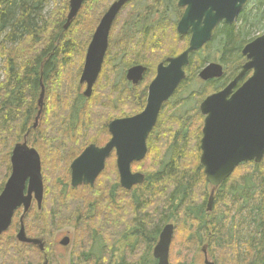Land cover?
Instances as JSON below:
<instances>
[{"label": "trees", "instance_id": "trees-1", "mask_svg": "<svg viewBox=\"0 0 264 264\" xmlns=\"http://www.w3.org/2000/svg\"><path fill=\"white\" fill-rule=\"evenodd\" d=\"M113 1L88 0L81 16L65 30L67 17L62 10L50 18L42 15L46 0H0V194L11 175L12 151L26 140L41 156L45 192L42 209L33 206L27 214L25 230L28 237L42 239L46 244L44 252L26 245L22 248L27 252H18L16 246L19 243L15 239L20 229L21 213L18 211L10 230L0 237V255L5 259H0V264H42L45 254L47 264H55L52 247L55 233L73 222L78 227L80 243L86 238L93 242L89 249L86 246L87 250L74 257L73 264H111L112 257L107 259L106 250L112 234L125 241L129 236L133 237L136 248L140 246L139 253L136 254L138 250L132 253L133 257L128 261L125 259L123 264H156L152 249L162 228L172 220L176 223L179 220L180 225L181 222H196L200 234L207 237L210 233L208 225L215 228L220 248L224 250L220 264H264V160L260 164L241 165L220 186L216 197V206H220L222 213L220 226L214 221L207 222V182L199 159L204 118L199 105L224 83L210 91L186 93L188 98L178 100L170 112L162 114L158 122L162 133L160 140L169 144L167 153L172 159L168 160L166 156L159 159L160 143L151 135L147 159L156 154L157 161L148 169L141 185L132 191L124 190L105 169L93 187L74 189L70 186L72 162L88 146L103 147L110 140L108 127L112 121L139 114L146 106V98L139 93L125 96L117 93L115 82L108 78L105 67L90 99L83 97L76 78V57L81 55L82 62L93 36V33L85 32L90 23L88 17L97 20ZM257 3V6L264 5L263 0H257ZM246 13L244 10L240 15L242 24L247 23ZM258 13L251 21L253 24L262 18L263 12ZM239 30L243 29H237V24L223 25L203 52L191 55L188 79L178 97L195 85L198 71L210 61L203 53L212 50L214 44L222 52L221 61L227 66L224 80L236 73L241 63V50L252 41L248 34L243 36ZM169 40L173 37L168 30L150 31L139 35L125 54L131 58L130 62L147 59L155 64L158 58L153 59L154 49L151 48L166 45L171 49L170 56H175L188 47V39L182 49L176 47L175 39L169 46ZM115 43L116 35L110 38L107 62L111 63L109 59L118 58L121 52L114 48ZM42 85L46 90L45 105L41 122L34 129ZM54 163H61L62 171L68 176L66 181L58 182L62 185L59 193L56 184H49L45 174ZM79 189L86 191L83 197L74 196ZM197 193L201 199L198 203ZM243 217V225L247 220L252 225L249 224L250 235L243 242L244 250H238L234 234L241 227L236 226L235 221ZM3 241L7 243L2 245ZM181 245L179 240H173V248ZM8 254L10 259H6ZM172 258L176 264H195L193 257H182L180 261V258Z\"/></svg>", "mask_w": 264, "mask_h": 264}, {"label": "water", "instance_id": "water-1", "mask_svg": "<svg viewBox=\"0 0 264 264\" xmlns=\"http://www.w3.org/2000/svg\"><path fill=\"white\" fill-rule=\"evenodd\" d=\"M86 1L70 0L65 30L71 26ZM178 1L180 7H187L178 27L179 34L184 36L192 28L189 48L180 56L169 59L167 67L159 66L157 77L149 88L147 105L141 114L111 122L108 127L110 141L102 148L90 145L73 161L72 188L93 187L114 152L122 188L131 191L144 182V175L132 172V165L146 158L149 135L157 125L163 104L170 100L186 79L184 68L190 63V55L211 42L213 32L220 23L232 26L251 0ZM126 2L127 0H118L111 6L87 49L80 79V84L86 85L83 94L85 98L92 97L108 51L112 25ZM243 54L248 63L242 73L225 90L209 96L200 106V112L205 117L200 163L204 168L206 181L212 187L208 212L213 209L215 191L239 166L247 163L260 164L264 159V34L249 43ZM145 71L143 67L133 68L128 72V79L138 83ZM249 71H253V76L233 94L234 87ZM222 76L223 68L218 64H210L201 71L199 77L208 81ZM45 95L46 90L42 85L34 129L38 128L43 115ZM11 169V175L0 195V237L10 229L15 213L23 209L17 241L33 245L44 252L45 243L41 239L29 238L24 225L33 202H36L40 210L44 198L41 157L26 140L14 147ZM173 236L174 226H165L153 253L157 264H170ZM67 243V239L62 241L63 245ZM204 263L214 264L206 254Z\"/></svg>", "mask_w": 264, "mask_h": 264}, {"label": "flooded vegetation", "instance_id": "flooded-vegetation-1", "mask_svg": "<svg viewBox=\"0 0 264 264\" xmlns=\"http://www.w3.org/2000/svg\"><path fill=\"white\" fill-rule=\"evenodd\" d=\"M87 1H86V3H87ZM117 1L118 0H114L112 3H110L109 6L104 10V13L101 16L99 15V18L96 20L97 25H95L96 28L93 31V35L96 32V30H97L101 20L103 19V17L109 11L111 6ZM151 3H154V4H151ZM85 4L83 5V7L85 6ZM83 7L81 8L80 12L78 13V16L80 15ZM186 9H187V7H180L179 6V1L178 0H127V2L124 4L122 9L118 13L117 17L115 18V21H114V23L112 25V28H111V31H110V38H111V36L113 37V36L116 35V42L120 43L122 48H123V50H121V52L118 53V59H117L118 65L115 66L112 62L110 63V62L106 61L108 51H107L106 57H105V61L106 62L104 61V63H103V67H105L106 70H107L108 78L111 77L112 80H115L116 74L120 73L121 85H123L125 87V89H126L123 92L124 94L132 95V94L139 93L140 95H143L144 98H146L145 101H146V105H147V98H148V94H149V88H150V85L152 84V82L157 77L159 66L163 65L164 67H167L168 64H169L168 63L169 59H173V58H176V56L177 57L180 56L183 52H185L189 48V43H190L191 36H192L191 35L192 34V28L189 29L188 33L186 35H184V36H181L179 34V31H178L179 24H180L184 14H185ZM239 19H240V16L238 17V19L236 20V22L233 25H236L237 22L239 21ZM223 25H226V24L220 23L216 27V29L213 32L212 40L214 38L215 32L220 27H222ZM162 30H168L170 32V34H171V37H173V40L174 39L176 40V42H175L176 47H179L181 49L184 48L183 46H185L187 44L186 41L188 39L189 41H188L187 49H185L184 51L182 50L180 53H178L175 56H170L171 55L170 54L171 49H169L168 46H166V45L162 46V48H161V44H160L158 47L151 48V49H154V50H152V51H154L152 53V55L154 54L153 59L157 60L156 58H158V60L156 61L155 64H153L152 62H148L147 59L146 60L142 59L140 61L138 60V61L130 62L131 58L125 54L126 53L125 50H127V48H130V45H132V44H134L136 42V40L138 39L139 35L147 34L150 31L160 32ZM173 34L174 35H178V36L176 37ZM110 38H109V46H110ZM178 39L179 40L181 39V41L178 42ZM173 40H169V42H168L169 46H171V43L173 44ZM212 40H211V42H212ZM252 41H250L249 43H251ZM211 42H209V43H211ZM249 43H247L241 50V60H240L241 63H240V66L238 67L236 73L231 78L227 79V81L224 80L226 78V76H227V73H228L227 66L225 65V63H222V61H221L222 52H220L219 50L217 51L216 58H213L212 60H210L204 66V68H206L210 64H218V65H220L223 68V76L221 78H216V79H210L208 81H203V80L200 79L199 76H200L201 71L204 68H202V69H200L198 71L197 77H196V81H197V83H199L202 86L203 89H205V87L212 88V87H214L216 85H219L220 83H224V86L221 89H219L218 91L208 95L200 103L199 111H200L201 104L209 96H212V95H214L216 93H219V92L225 90L242 73V71L244 69V66L248 63V59H247L246 56H244L243 50ZM208 44H206L205 46H207ZM205 46L201 50H199L198 52H201L202 50L204 51ZM118 49L120 50V48H118ZM108 50H109V48H108ZM198 52H195V53H198ZM195 53H193V54H195ZM193 54H191V55H193ZM191 55H190L189 59H191ZM109 61H110V59H109ZM119 61H120V64H119ZM108 63H110V64H108ZM189 65H190V63H189ZM189 65L184 68L186 79L178 87V89L176 90L175 94L170 98V100L163 104L161 112H160V115H159V118H158V122H159L162 114L166 113V112H170L173 109V107L177 104L178 100L182 101V99L184 100L186 98V92H184L183 95H181L180 97H178V96H179V93H180V89L183 87L184 84L186 85V80L188 79V67H189ZM103 67H102V71H103ZM136 67H143V68L146 69L145 73L142 76V79L138 83H134L133 81L128 79L129 70H131L133 68H136ZM102 71H101V73H102ZM249 72H247L243 76V78H241L239 80V82L237 83V85L233 89V94L236 93L253 76V71H249ZM101 73H100V76H101ZM81 86L86 89V85L85 84H83ZM120 88H122V87L120 86ZM82 95H83V93H82ZM141 113H139V114H141ZM139 114H136L134 116H137ZM134 116H131V117H134ZM131 117H124V118H120V119L131 118ZM202 117L204 118V121H205V117L203 115H202ZM204 121H203V127H204ZM158 122H157V125L155 126V128L153 129V131L151 132V134L149 135V138L152 135L153 140L155 138V140L160 143V147H161L160 150H161V152L163 151V154L162 153L160 154L159 159H161L162 157L166 156L168 160H171L172 159L171 154L167 153V151L170 148L169 144L167 142L161 143L163 140H160L161 136H162V133L160 132V129L158 128ZM202 131H203V129H202ZM149 138L147 140V147H149L148 146L149 145ZM200 150H201V141H200ZM148 152H149V148H148ZM155 158L157 160V156ZM200 158H201V156H200ZM203 172H204V168H203ZM218 189L215 191V194H214V202H213V210H212V212H206L209 216L212 215V214H215V206H216V202H217L216 201V197H217ZM207 190H209V193H208L207 201L205 203L206 204V209H205L206 211H207L208 202H209L211 191H212V187L210 185H208V184H207ZM167 225H170V224H166L165 226H167ZM208 226L211 227V230L213 229V231H214V228L212 226H210V225H208ZM164 227L162 228V230H161V232L159 234L158 241H159L160 235H161ZM213 231L210 232L209 234H212ZM58 237L59 236L57 235L56 238H55L56 242H58L57 241V239H59ZM65 239L68 240V243L66 245H63L62 241H64ZM71 243H72L71 237L70 236H65V237H63V239H61V241L59 242L58 246L54 247V249L56 248V252L54 250V257H55L56 262L59 263V260H61L63 264H65L67 262V259H66L64 254H62L61 257L58 256L61 253L58 248H61L65 252H67V249L70 247ZM122 245H123V250H124L125 246H124V244H122ZM156 245L152 249V253H151L152 257H153V253H154V249H155ZM123 250L121 248H118V250L116 251L115 257L113 259L114 261L112 262V264H121L119 260L121 258H123ZM206 251H207L206 247H204L202 249V252L204 254V262H205V254L207 255V258H208V252H206ZM56 253H58V255ZM69 260L70 261L67 264H73L74 263L72 261L73 258L70 255H69Z\"/></svg>", "mask_w": 264, "mask_h": 264}, {"label": "rangeland", "instance_id": "rangeland-1", "mask_svg": "<svg viewBox=\"0 0 264 264\" xmlns=\"http://www.w3.org/2000/svg\"><path fill=\"white\" fill-rule=\"evenodd\" d=\"M47 3L43 6V9H42V15L44 17H48L50 18V16L53 17V14L56 12V11H61L64 12L65 16L67 17L68 14H69V2L70 0H46ZM264 1V0H263ZM257 0H252L248 7V5L242 10V12L245 10L247 11L246 13V16L248 18L247 20V23L246 24H242V19L237 22V29H243V30H239L241 32V34L243 36H245V34H248L250 37L248 39H256L257 37L261 36L264 34V5H260V6H257ZM257 6V7H256ZM84 8V7H83ZM136 10V9H135ZM134 10V11H135ZM262 11L263 13L261 14L262 18L260 19H257V21L253 24L251 21L252 19L256 16V14L258 13V11ZM83 12V9L80 13L79 16H81ZM241 12V13H242ZM90 13H93L92 10L90 11ZM104 13V12H103ZM102 13V14H103ZM101 14V15H102ZM260 14V12L258 13ZM257 14V15H258ZM88 19H90V23L88 24L89 26L87 27V30L85 31L86 33H93L94 29L96 28L95 25H97L96 23V17H92L90 16V18L88 17ZM93 19V20H92ZM245 19V17H243V20ZM123 21V20H122ZM253 25V27H251ZM251 27V28H250ZM2 39L0 38V43H1ZM216 45L217 44H214L213 47H212V50H210L207 54L206 53H203L204 57L208 58L209 60H212L213 58H216V54H217V51L218 49L216 48ZM114 48H120V50H123L122 46L120 43H115L114 44ZM179 48V47H177ZM130 48H127L126 51H130L129 50ZM113 55V54H112ZM85 56H86V52H85V55H84V58L82 59V62H81V55L79 57H77V60H76V71L78 73V76H76V78L78 79V81H80V78L82 76V72H83V69H84V65H85ZM112 57V56H111ZM110 57V58H111ZM118 57V56H117ZM118 58H111L110 61L115 65L117 66L118 65V61H117ZM208 61V60H207ZM119 64H120V61H119ZM121 77H120V73L116 74L115 76V86L117 88V93L125 96L126 94H124L123 92L126 90L125 87L123 85H121ZM80 84V83H79ZM118 84V85H117ZM120 86L122 88H120ZM203 88L202 86L197 83H195V85L191 87V90H189L188 92L186 93H192L193 91H201ZM211 89L209 87H205L204 91H210ZM85 91V88L81 86V93H83ZM117 95V94H116ZM189 95L187 94L186 95V98H188ZM194 98V97H192ZM90 99V98H89ZM128 101V100H126ZM189 110V109H188ZM102 113V111H101ZM41 122V121H40ZM83 127H85V124L82 125ZM164 137V136H163ZM162 137V138H163ZM83 140V139H82ZM84 141V140H83ZM85 143V142H84ZM106 144V143H105ZM103 144V146L105 145ZM162 154H163V151H162ZM202 152L200 150V156H201ZM156 154H153L151 156V159L148 160V156H149V152H148V155L146 156V158L139 162V163H134L133 167H132V172L133 173H141L143 175L146 176L147 174V171L149 168H151L152 166H154V164L156 163ZM200 159V157H199ZM43 165V164H42ZM70 168V167H69ZM51 169V170H50ZM62 169V165L60 163V165H54L51 166L48 170H45V174H46V177L49 179V184L50 182H54L56 184L55 186V189H57L56 192H60V190L62 189V185L58 182L61 180L62 182L66 181L67 180V174H65L64 171L61 170ZM106 170H108V174L110 175L109 177L113 178L116 180V182L119 184V186L121 187L120 185V178H119V174H118V169H117V160H116V157L113 156L108 162H107V168ZM58 175V176H57ZM60 175H62L60 177ZM10 177V176H9ZM61 179H60V178ZM71 181V172H70V179H69V182ZM71 186V185H70ZM59 187V188H58ZM122 188V187H121ZM121 192V190H119ZM84 191L82 189H79V191H76L74 193V196H76L77 194V197H83L84 194L86 193V191L83 193ZM206 193L208 194L209 193V190L206 189ZM121 197H123V195L121 194L120 195ZM203 197V195H202ZM207 197V196H206ZM196 200H197V203L199 202V195L197 193V197H196ZM44 202V200H43ZM36 202H33V205L32 207L36 206ZM43 205V204H42ZM220 206H216V211H215V214L213 215H210L207 219V222H213L216 224V222L218 223V226L219 225V220L221 218V211H220ZM218 209V210H217ZM22 211V210H21ZM20 211L21 215H22V212ZM245 217V216H244ZM243 218H238L236 221H235V225L236 226H239L241 227L240 229L236 230V233L234 234V238H236V242L238 244V250H244L243 249V242L246 238L249 237L250 235V231L251 229L249 228V224H251V221H246V223L243 225V222H242V219ZM180 222L178 221V223H176L174 220H172L171 222L167 223V224H172L174 226V237H173V240L174 239H177L179 240V242L182 243L181 247L178 248V247H175L173 248V246L171 245V249H170V258L171 257H177V259H179V261L182 259V257H185L186 259L190 258V257H193L195 258V264H205L204 263V254L202 252V249L204 247H206V252H208V258H209V261L215 263V264H220V259L222 258V255L224 253V250H222L220 248V244L218 243V236H216V231H215V228H214V231L213 229L211 230V227L208 228V231L212 232V234H209L208 237L207 235H201L200 234V226L194 222L191 221V222H186L185 224H183V222L181 223V225L179 224ZM92 224V221L89 222V225ZM88 225V229H91L92 226H89ZM248 228V229H246ZM79 231H78V227L76 225V223H72L70 226H67V227H63L61 229H59L58 231H56L55 233V236H54V239H53V242H54V246L53 247V252L55 250L56 252V248L54 249L55 246H58L59 242L61 241V239H63V237L65 236H70L71 239H72V243L70 245V247L67 249V252H65L63 249L61 248H58L59 251L61 252L60 255H58V253H56L59 257H61L62 254L65 255L66 259H67V262L65 264H67L70 260H69V255L73 258L72 261H75L74 260V257H78L79 254H82L84 252V248L86 246H88V249L91 247V242L90 239H87L85 241H82L80 243V238H79ZM17 235V234H16ZM59 236L57 239L58 242L55 241V238L56 236ZM116 236H114V234H112V239L110 240L111 242H108L107 241V245H108V249L106 250L107 252V259H110L112 257V260H111V264L112 262L114 261V257H115V254H116V251L118 250V248H121L123 250V245L124 244V250H123V258H121L119 261L121 264L124 263L125 259H130V257L132 258L133 254H135V252L137 251L136 254L139 253V249H140V246H137L136 248V245L135 244V240L133 237H128V241H125L124 239H120L118 236L117 238H115ZM90 238V237H89ZM15 239H16V236H15ZM200 240H204L202 245L199 244V241ZM4 242V241H3ZM5 243H7V241H5L2 245H4ZM84 244V245H83ZM172 244H173V241H172ZM14 245V244H12ZM16 248L18 249V252H21V253H24V252H27L26 250H24L22 248V245H17ZM36 248V247H34ZM37 249V248H36ZM38 250V249H37ZM87 250V249H85ZM39 251V250H38ZM13 254L14 252L11 251ZM130 252V253H128ZM32 254V253H31ZM55 254V255H56ZM54 255V253H53ZM10 255L8 254L6 256V259H10ZM0 259H4V257L2 255H0ZM42 259H43V262L42 264H44L47 260H46V254L44 256H42ZM5 260V259H4ZM59 263L60 264H63L61 260H59ZM58 262H56L55 264H59ZM134 263V262H133ZM170 263L171 264H176V262L172 259H170Z\"/></svg>", "mask_w": 264, "mask_h": 264}, {"label": "bare ground", "instance_id": "bare-ground-1", "mask_svg": "<svg viewBox=\"0 0 264 264\" xmlns=\"http://www.w3.org/2000/svg\"><path fill=\"white\" fill-rule=\"evenodd\" d=\"M151 4H154V3H151ZM176 6V5H175ZM167 21V20H166ZM165 21V22H166ZM135 31V30H134ZM139 35V34H138ZM136 38V37H135ZM134 38V39H135ZM88 42V41H87ZM88 44V43H87ZM87 47H88V45H87ZM177 57V56H176ZM77 58V57H76ZM61 71V70H60ZM250 73V72H249ZM70 74V73H69ZM111 75V74H110ZM252 75V74H251ZM109 78H111V77H109ZM112 79V78H111ZM110 79V80H111ZM63 81V80H62ZM121 81V80H120ZM61 82V81H60ZM74 84V83H73ZM118 85V84H117ZM57 88V87H56ZM53 91V90H52ZM81 95V94H80ZM98 99V98H97ZM97 101V100H96ZM100 103H101V101H100ZM199 103V102H198ZM101 105V104H100ZM99 107V106H98ZM95 108V107H94ZM54 108H52V110H53ZM96 109V108H95ZM144 110V109H143ZM50 112H51V110H49ZM53 113H54V111H53ZM53 113H51V114H53ZM49 115V114H48ZM91 116H94V114L93 115H91ZM84 123V122H83ZM100 125H102V124H100ZM89 134V133H88ZM92 137V136H91ZM102 142V141H101ZM62 170V169H61ZM202 170V169H201ZM58 176V175H57ZM110 176V175H109ZM205 176V175H204ZM54 186V185H53ZM70 187V186H69ZM59 188V187H58ZM55 190V189H54ZM85 192V191H84ZM83 192V193H84ZM79 195V194H78ZM77 196V195H76ZM90 199H91V197H89ZM68 199V198H67ZM75 199V198H74ZM63 201V200H62ZM67 201V200H66ZM261 201V200H260ZM68 204H69V202H67ZM250 206V205H249ZM218 210V209H217ZM169 220V219H168ZM183 220V219H182ZM179 221V220H178ZM182 223V222H181ZM161 226V225H160ZM218 231V230H217ZM132 235V234H131ZM224 238V237H223ZM236 239V238H235ZM151 241V240H150ZM84 245V244H83ZM150 254V253H149ZM93 261V260H92ZM150 261V260H149Z\"/></svg>", "mask_w": 264, "mask_h": 264}]
</instances>
